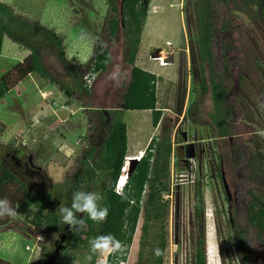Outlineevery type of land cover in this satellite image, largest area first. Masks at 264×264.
Masks as SVG:
<instances>
[{"label":"rangeland","instance_id":"1","mask_svg":"<svg viewBox=\"0 0 264 264\" xmlns=\"http://www.w3.org/2000/svg\"><path fill=\"white\" fill-rule=\"evenodd\" d=\"M0 1L25 20L40 23L60 35L66 56L84 63L82 77L88 78L89 90L83 92L74 74L64 75L62 79L63 68L53 63L52 54L43 53L42 60L50 62L49 68L60 73L57 82L65 84L70 95L56 83L31 71L0 98V143L15 145L17 156H23L28 163L43 170L48 177L45 189L60 187L61 184L57 185L63 179H74L73 171L78 168L84 171V166L78 162L83 147L98 146L102 140L88 135L95 129L97 135H101L110 117L119 116L126 123L127 155L137 154V151L132 153L137 147L135 139L143 150L149 138L167 124L171 128V147L180 146L181 156L170 158L168 191L164 194L167 205L163 264H190L193 246L200 234L204 239L205 264H241L230 225L231 213L243 229V242L250 257L264 264L262 237L256 235L255 227L244 218V207L252 192L264 194V17H251L248 12L235 8L234 0H209L208 7L204 0H148L133 64L156 75L155 105L160 107L161 114L152 126L149 109H121V95L129 79L130 66L125 62L127 44L118 16L114 34L109 39L105 36L107 0ZM202 9L208 13L209 26L216 29L210 40L209 65L197 56L195 31ZM228 19L226 29L221 30L220 24ZM0 37L1 76L29 49L3 32ZM225 42L228 45L220 47ZM104 46L109 51L110 61L103 71L89 77L88 62L94 50ZM221 48L225 49L229 69L222 102L226 106L224 112L227 110L225 124L230 127L231 140L239 145L244 159L251 158L250 166L242 170L237 179L229 175L228 167L221 160L225 156L223 152L219 155L222 142L210 115L209 78L223 72ZM154 51H162L168 63L162 65L150 60ZM202 75L203 92L199 90ZM116 107L121 110L115 111ZM23 122L27 126L21 130ZM97 123L100 128H95ZM189 141L194 145L191 158L183 153V145ZM61 146L66 154L61 153ZM54 152L67 157L64 166L52 159ZM131 164L125 161L122 182L131 171ZM220 167L225 180L218 177ZM30 179L34 181L33 189L39 187L35 176ZM107 180L108 172L98 170L88 191L100 192ZM85 185L82 177L79 189L83 190ZM197 188L202 204L198 214L193 207ZM140 221L138 216L125 260L116 264H133ZM56 236L35 233L20 218L0 227V256L17 264H34L41 252L47 253L58 246L53 241ZM105 256L97 253L94 264L101 261L107 264ZM74 264L81 263L75 261Z\"/></svg>","mask_w":264,"mask_h":264},{"label":"trees","instance_id":"2","mask_svg":"<svg viewBox=\"0 0 264 264\" xmlns=\"http://www.w3.org/2000/svg\"><path fill=\"white\" fill-rule=\"evenodd\" d=\"M147 3L148 0H120L117 4L115 0H107L108 12L104 16V21L106 22L105 36L109 39L117 28L118 16L120 30L127 44L125 62L130 66L129 79L121 95V109H149L151 125L154 126L161 114L160 107L155 105L156 75L152 71L133 64L141 23L146 15ZM204 3L208 7L209 0H204ZM233 4L235 8L248 12L251 17H264V0H234ZM229 21V19L227 22L223 21L219 28L221 30L226 29ZM197 23L195 31L197 56L201 60L204 59L209 65L210 40L213 38L216 29L209 26L208 13L203 9L199 12ZM1 32L21 47L28 48L29 51L0 76V98L31 71H36L50 82L56 83L66 95H70L65 84L57 82V75L60 73L53 67L52 69L49 68L50 62L45 63L42 60L41 55L43 53L52 54L53 63H59L63 68V74H60L62 79L64 75L74 74L78 79V87L83 92L89 90L88 78L82 77L84 63L74 62L72 57L66 56L62 37L56 34L53 29L42 26L40 23L25 20L13 13L6 4L0 1V34ZM226 45H228L227 42L221 43L220 47ZM221 51L223 72L217 74L216 78L211 75L209 78L212 101L210 115L216 129H218L217 135L222 142L219 155L223 152L222 155L225 156L221 160L225 167H228L229 175L237 179L242 170L250 166L251 158L248 156L244 159L243 151L240 150L239 145L234 144L231 140L232 131L230 127L225 124L227 110L224 112L223 108L226 106H223L222 102L228 86L225 85V80H228L229 69L225 49L221 48ZM109 61L110 54L105 46L94 50L88 62L89 67H87L89 77L98 71H103ZM200 72H203L202 64H200ZM203 84L202 75L199 88L201 92L204 91ZM121 109L116 108L115 111ZM189 109H191L190 105L187 107L188 111ZM106 122L107 126L103 131L104 135H102L99 145L90 144L83 147L78 157V162L82 167L84 166V171L80 172L79 168V171L74 170L73 176L75 178L72 180L63 179L57 185L61 184V188L54 186L52 189H45L46 187L33 189V185H29L27 177L19 173L12 165L11 160L17 156V147L9 143H0V199H8L11 206L17 209V215L14 219L10 217L0 218V226L22 218L35 233L56 232L60 224L58 207L63 204L64 197L67 196V201L63 205H69L72 193L79 189V180L82 177L86 184L83 190L88 191V186L98 170L104 169L108 172L107 183L100 191L105 197L102 205L108 208L106 221L96 223L84 216L83 228L78 232L70 231L66 235V242L59 245L57 252L56 250H50L44 254L41 252L39 259L34 264H56V261L58 264H74L75 261L81 264H94L97 254L92 255L90 253L89 241L94 237L108 234L122 241L125 245V251L106 255V263L116 264L125 260L138 216L141 217V221L133 264H163L166 246L167 205V198L164 194L168 191L170 158L172 155L180 158L181 153L178 151L180 146L171 147V128L167 124H163L161 131L149 138L120 188L119 192H122V195H118L114 187L116 189L121 175V161L128 154H125L126 129L124 121L119 116L110 117ZM52 159L58 161L62 166L67 162V157L59 152H54ZM30 167L37 169L42 174L45 178V185H47L48 177L44 175L43 170L34 165H30ZM217 174L220 179L225 180L221 167L217 169ZM200 194L201 192L197 188L193 203L197 214L202 208ZM244 210L245 220L255 227L256 235L262 237L264 244V194L252 192ZM77 215L83 216V214ZM229 217L231 218L230 225L236 240L235 245L241 264H258L253 261L245 249L242 227L238 225L232 213L229 214ZM157 248L160 249L161 254L159 256L154 255V249ZM90 255L91 260L88 259ZM205 261L204 239L203 235L200 234L196 237L190 264H205ZM0 264L17 263L0 256Z\"/></svg>","mask_w":264,"mask_h":264},{"label":"clouds","instance_id":"3","mask_svg":"<svg viewBox=\"0 0 264 264\" xmlns=\"http://www.w3.org/2000/svg\"><path fill=\"white\" fill-rule=\"evenodd\" d=\"M149 59L161 64V59H155L154 54H151ZM119 188H121V186ZM114 190H116L115 187ZM117 194L122 195V192H118ZM104 199L105 197L101 192L85 191L82 189L74 191L72 193L70 204H60L58 207L60 224L67 225L71 231L78 232L84 226V216H87L89 220L96 223L106 221L108 208L102 205ZM77 214H83V216L80 217ZM16 215L17 209L11 206V202L6 198L0 199V218L10 217L14 219ZM89 245L90 253L92 255L99 253L104 256L123 253L125 251V245L123 242L116 239L111 234L94 237L89 241ZM160 254V249H154V255L159 256ZM88 259L91 260V255ZM101 264H105V262L101 261Z\"/></svg>","mask_w":264,"mask_h":264},{"label":"flooded vegetation","instance_id":"4","mask_svg":"<svg viewBox=\"0 0 264 264\" xmlns=\"http://www.w3.org/2000/svg\"><path fill=\"white\" fill-rule=\"evenodd\" d=\"M12 165L17 169L19 173L27 177L29 185L32 186L33 180L30 179L31 176H35L37 178V181H35L36 185L38 184L40 189H44L46 187L45 185V178L42 176V174L37 171V169L30 167V163H28L27 160H24L23 156H16L14 159H12ZM36 170V171H35ZM71 231V230H70ZM69 227L67 225H61L59 224V229L56 232H53L54 234H57L55 239H53L58 246L54 247V251L59 247V245L63 242H66V235L70 232ZM55 244V245H56Z\"/></svg>","mask_w":264,"mask_h":264},{"label":"crops","instance_id":"5","mask_svg":"<svg viewBox=\"0 0 264 264\" xmlns=\"http://www.w3.org/2000/svg\"><path fill=\"white\" fill-rule=\"evenodd\" d=\"M65 106V105H64ZM117 109H118V107H116ZM125 110H139V109H125ZM141 110V109H140ZM31 118V120H34V117H30ZM122 119V118H121ZM123 121H124V119H122ZM124 123H125V121H124ZM126 124V123H125ZM27 125L25 124V122H23L22 123V127H20V129L22 130L23 128H25ZM95 128H100L99 127V125H98V123H97V126L95 127ZM125 131H126V150H125V154L126 153H128L127 152V148H128V140H127V134H128V130H127V128H126V125H125ZM101 131V130H100ZM97 129H95V130H93L91 133H90V135H88V136H90V138H95V137H99V138H101L102 139V135H104L103 134V132H101L100 134L101 135H97ZM77 142V141H76ZM100 142V141H99ZM136 145H137V147L136 148H134V150L132 151V153L134 152L135 153V151H137V150H140V151H142V146H140V144H138V142H137V139H135V142H134ZM60 149H62L61 150V153H63V154H66L65 153V149L64 148H62V146H61V148ZM10 223V222H9ZM7 225V224H6ZM5 225H3V226H0V227H4ZM40 234H42V233H40ZM2 257V256H1ZM5 258V257H4ZM6 259H8V260H10L9 258H6Z\"/></svg>","mask_w":264,"mask_h":264},{"label":"bare ground","instance_id":"6","mask_svg":"<svg viewBox=\"0 0 264 264\" xmlns=\"http://www.w3.org/2000/svg\"><path fill=\"white\" fill-rule=\"evenodd\" d=\"M162 54V51H154V57L155 59H161V64L162 65H166L165 63H168L167 61H164V56L161 55ZM142 151L140 150H137V154H134V155H127L124 160H123V163H122V167L124 169V165H125V161L128 160L129 163H132L131 166L133 167L135 161L137 160V158L139 157V155L141 154ZM124 164V165H123ZM122 167H121V172H123L122 170ZM120 172V176H119V179H118V182H117V185H116V190L119 189V186H122V184L125 182H122L121 181V177H122V173Z\"/></svg>","mask_w":264,"mask_h":264},{"label":"water","instance_id":"7","mask_svg":"<svg viewBox=\"0 0 264 264\" xmlns=\"http://www.w3.org/2000/svg\"><path fill=\"white\" fill-rule=\"evenodd\" d=\"M183 148H184L183 153H184L185 157H191V156L194 155V145H193L192 141L185 142L184 145H183ZM123 159H122V162H123ZM122 162H121V165H120V169H121V166H122ZM120 169H119V171H120ZM118 175H119V173H118Z\"/></svg>","mask_w":264,"mask_h":264},{"label":"built area","instance_id":"8","mask_svg":"<svg viewBox=\"0 0 264 264\" xmlns=\"http://www.w3.org/2000/svg\"><path fill=\"white\" fill-rule=\"evenodd\" d=\"M87 82H88V80H87ZM88 85H89V83H88ZM192 157V156H191ZM191 157H189V158H191ZM120 187V186H119ZM119 190H120V188L119 189H117L116 191H118L119 192Z\"/></svg>","mask_w":264,"mask_h":264}]
</instances>
